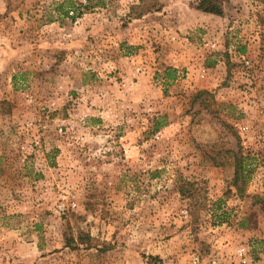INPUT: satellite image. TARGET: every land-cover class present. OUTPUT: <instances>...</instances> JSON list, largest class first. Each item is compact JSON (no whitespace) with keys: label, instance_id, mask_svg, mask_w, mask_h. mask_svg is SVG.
<instances>
[{"label":"rangeland","instance_id":"rangeland-1","mask_svg":"<svg viewBox=\"0 0 264 264\" xmlns=\"http://www.w3.org/2000/svg\"><path fill=\"white\" fill-rule=\"evenodd\" d=\"M95 1L0 0V264H264V0Z\"/></svg>","mask_w":264,"mask_h":264},{"label":"trees","instance_id":"trees-1","mask_svg":"<svg viewBox=\"0 0 264 264\" xmlns=\"http://www.w3.org/2000/svg\"><path fill=\"white\" fill-rule=\"evenodd\" d=\"M86 4H79V7L77 8V11L75 12L76 14H73L71 16H69L70 20H74V18L76 16H80L82 14L81 10H85L91 7L90 4H87L89 2V0H85ZM141 3H145L144 7L146 9H151L152 7H155L158 5L156 0H145L146 2H144V0H139ZM227 0H193L192 2V6L193 8L204 12V13H210V14H214V15H218L220 16L222 14V7L223 4L226 2ZM96 4L102 5V0H96L95 1ZM66 11L63 12L64 15H66ZM166 77H173V68H167V71L165 72ZM249 170L245 167L244 163H243V159L241 156H239V158H237L234 161V171H233V177L231 180V184L232 186L235 188V190L240 193L242 191V184H243V180L244 177L246 178L248 176ZM86 238L84 239H88V236H84ZM83 239V238H82ZM156 259V256H150L148 255L146 257V263L147 264H153V260Z\"/></svg>","mask_w":264,"mask_h":264}]
</instances>
